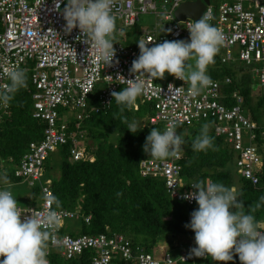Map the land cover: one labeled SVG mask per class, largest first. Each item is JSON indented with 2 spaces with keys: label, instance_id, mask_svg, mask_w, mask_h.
I'll return each mask as SVG.
<instances>
[{
  "label": "built area",
  "instance_id": "2783aa9c",
  "mask_svg": "<svg viewBox=\"0 0 264 264\" xmlns=\"http://www.w3.org/2000/svg\"><path fill=\"white\" fill-rule=\"evenodd\" d=\"M191 0H113L112 12L116 16L119 27L116 28L114 49L116 55L111 66L97 59L90 40L84 38L79 28L71 32L65 30L66 21L63 9L67 0H0V89L9 84L6 68L18 66L28 72V80L32 86L31 116L45 123L42 137L38 141L29 142L24 154L12 169L14 178L31 188L35 182L39 184V205L19 207L22 219L26 216H41L49 204L45 199L49 191V180L39 182L48 154L59 145L70 143L68 150L71 161L83 158L81 140L83 131L79 129L82 120L98 109L107 108L112 102V91H120L127 84L120 80L139 79L145 83V92L137 99L140 104H151L152 114L145 119V124H161L162 131L169 122L177 128H187L196 123H211L212 133L221 138L231 148L236 158L235 167L241 178L256 183L254 174L261 166L260 155L251 145L255 137L254 131L260 129L264 137V117L260 123L245 116L240 108L241 96L232 92L230 99L234 104L230 107L222 102L221 86L230 81L214 80V85L205 88L200 95L192 97L189 87L172 76V81L158 83L146 74L130 72L131 64L139 54L134 47L126 46L120 40L124 32L135 27L140 15L153 17L154 27L139 31L138 42L152 47L165 40H188V25L194 21L184 19L176 21L173 11L180 3ZM58 6V7H57ZM212 9L214 19L210 21L218 27L225 39L216 57L221 64H232L234 61L250 68L251 78L259 85L264 94V0H232L218 5H207L202 14ZM199 17V18H200ZM171 31H168V30ZM234 53L235 58H232ZM118 60V63L116 61ZM169 84L181 88L179 92L168 90ZM95 92L96 100L91 104L90 97ZM97 104V105H96ZM137 103L132 107L137 108ZM7 106L0 102V120ZM63 112L59 113L58 110ZM64 117V118H63ZM59 118H63L60 123ZM177 157L159 160L153 157L138 163V174L141 177L160 179L165 192L177 202L186 205L197 204L194 199H184L186 194L194 191L187 185L181 188L180 167ZM6 185H0L3 190ZM52 207V206H51ZM61 222L54 232L59 243H49L50 250L64 259L79 255L84 250H91L93 255L90 264H110L114 259L130 262V264H167V259L177 263L205 261L211 257L189 256L190 249L196 247L194 233L178 256L158 247L157 256L136 245L128 237L117 232H106L97 235L69 236L61 233L63 221L72 219L76 212L57 209ZM84 223L89 221L85 217ZM264 231V224L259 223ZM213 261L210 264H221ZM209 264V263H202Z\"/></svg>",
  "mask_w": 264,
  "mask_h": 264
},
{
  "label": "trees",
  "instance_id": "16d2710c",
  "mask_svg": "<svg viewBox=\"0 0 264 264\" xmlns=\"http://www.w3.org/2000/svg\"><path fill=\"white\" fill-rule=\"evenodd\" d=\"M116 36L115 33V40ZM138 37L139 33L132 35L126 32L123 43L134 47L139 54ZM214 59L215 63L207 68V75L213 81L222 80L224 77L229 78L230 81L221 86L223 104L227 107L232 106L234 101L230 99V95L234 91L237 92L241 96L242 113L258 125L261 117H264V94L260 92L259 95L252 96L251 93L254 91L252 85L255 81L251 79L249 73H241L239 67L230 64H221L216 56ZM26 74L27 87L15 94V98L7 105L5 114L0 120V164L8 165L10 171L24 154L28 143L41 139L45 127L43 121L31 116L30 96L33 89L28 80V72ZM95 100L96 95L93 92L90 97L91 104H94ZM144 105H147L148 115H151V104H140L135 110L125 109L122 114L127 117L128 124L133 121L137 123L136 133L128 131V124L121 123L117 115L120 106L112 100L107 108L98 109L80 123L79 129L83 131L82 159L70 160L68 141L52 152L60 157V162L56 165L57 176L45 177L44 180H49L50 193L60 200L59 209L77 211L72 219L66 221H76L80 225L78 233L75 231L65 233L63 224L66 221H63L61 233L75 236L105 234L107 231L117 232L128 237L134 244L142 246L146 251L155 246H164L165 244L160 240L166 238L186 236L189 241L194 232L185 225L190 222V214L198 208V204L189 206L172 200L166 194L160 179L141 177L138 174L139 161L151 157L143 150L146 136L153 128L162 130L159 123L151 126L145 124V117L139 112L140 106ZM58 112L62 113L63 110L59 109ZM63 118H59L58 123ZM204 125L209 126V135L214 138V145L218 150L192 149V142ZM91 127L95 130L92 131ZM254 133L255 137L251 145L258 151L261 161L259 170L254 174L255 184L240 177L234 164L236 158L234 152L221 138L213 135L209 122L196 123L185 128L184 144L177 164L180 167L181 188L182 185L186 187L200 181L220 182L233 187L239 194L238 199L243 201L246 212L254 208L252 214L259 223L264 224V202L260 201V197L264 196V137H261L260 129ZM5 175L11 185L21 183L20 179L13 177L12 172H7L0 174L5 184ZM30 189L29 202L39 205V184L34 183ZM37 196H39L38 201L35 200ZM258 203L260 207L256 208ZM51 206L55 208L54 204ZM87 216L89 221L84 223L83 219ZM171 248V245L168 246L169 250ZM92 255L91 250H84L79 255L64 259L50 250L47 259L49 264H90ZM212 262L213 260L208 258L205 261L197 260L194 264ZM110 264H130V262L114 259ZM221 264H241V262L238 255L234 254L233 260L222 261Z\"/></svg>",
  "mask_w": 264,
  "mask_h": 264
},
{
  "label": "clouds",
  "instance_id": "9594fccd",
  "mask_svg": "<svg viewBox=\"0 0 264 264\" xmlns=\"http://www.w3.org/2000/svg\"><path fill=\"white\" fill-rule=\"evenodd\" d=\"M112 4L113 0H67L63 9L65 30L71 32L73 28H79L82 36L91 41L97 59L108 66L112 65L116 55L113 47L116 16L112 12ZM212 19L214 16L209 8L198 20L190 23L187 41L165 40L152 47L140 42L139 56L132 61L130 72L146 74L152 79H164L165 73H168L182 83H188L192 97L200 95L205 88L214 85L206 72L208 66L215 63L214 58L225 39L222 31L210 23ZM5 73L10 83L0 89V102L7 106L20 89L27 87V74L18 66L6 68ZM118 78L127 86L118 92L112 91L110 95L120 106L117 115L121 123L128 124L127 117L122 114L125 109H131L137 98L144 94L145 83L136 78ZM181 88H174L171 84L168 86V90L174 92H179ZM137 127L133 121L128 124V131L136 133ZM183 144L184 139L177 134L176 125L169 122L162 132L151 129L143 150L155 159L167 160L177 157ZM192 149L218 150L214 138L209 135L208 125L202 126L200 134L192 142ZM4 180L7 187L0 190V257H3L0 264H49V243H59L54 232L61 222L57 211L61 207L60 200L48 193L45 197L49 204L47 210L41 216H26L22 219L18 202L10 190L11 182L6 175ZM190 186L194 191L183 198L194 199L198 208L191 212L190 222L185 225L195 234L196 247L190 249L189 256H207L213 261L228 262L233 260L235 254L241 264H264V231L259 229V221L252 214L255 209L246 212L236 189L223 183L200 181ZM260 201L264 202V196L260 197ZM53 204L55 208L51 207ZM259 207L258 203L256 208ZM171 246L173 249L179 245L173 243ZM158 247L170 251L163 245L156 246V251ZM153 248L149 251H153ZM167 264H174V260L167 259Z\"/></svg>",
  "mask_w": 264,
  "mask_h": 264
},
{
  "label": "rangeland",
  "instance_id": "374dc122",
  "mask_svg": "<svg viewBox=\"0 0 264 264\" xmlns=\"http://www.w3.org/2000/svg\"><path fill=\"white\" fill-rule=\"evenodd\" d=\"M210 1V4H220L222 2H226V3H231L232 0H209ZM153 23V17L149 14H145V15H140L138 17V22H137V25L135 26V28H129L127 29L125 32H124V35H122V37H120V40L124 39L125 38V33H129V34H138L139 31L142 29V28H151V29H155V31H158L160 32L162 30V28L160 27H154L152 25ZM119 25H118V21H116V28H118ZM232 58H235L234 56V53H232ZM231 66H235V67H239L240 68V72L241 73H249L250 74V68L248 67H244L242 64L238 63L237 61H234L232 64H230ZM207 74V72H206ZM159 80L158 83H161V82H165V81H169L170 80V75L168 73H165V78L164 79H157ZM172 81V80H170ZM184 86H188L189 87V84L188 83H185L183 81L182 83ZM252 88L254 91H252V96H255V95H259V93L261 92V89L259 87V85L254 82L253 85H252ZM254 99V97H253ZM136 103L138 105H140V100L137 99L136 100ZM142 105V104H141ZM140 114H143V117H147L148 114H149V110L147 109V105H144V106H140ZM152 112V111H151ZM144 118V120H146ZM92 128V131L95 130L94 127H91ZM184 128H177L176 131H177V134H180L183 138V133H184ZM189 130V129H188ZM60 157L56 154V153H50L48 154V157L47 159L45 160L44 162V165H43V169H42V172H40V176H39V182L42 183L45 179V177H48V178H55L57 176V170H56V165L60 162ZM10 167L8 165H3V164H0V174H6L7 172H12V170L10 171ZM232 169L234 170V166L232 167ZM38 182H35V185H37ZM0 185H6L4 182H3V179L0 178ZM7 186V185H6ZM13 193V196L14 198L17 200L18 202V206L19 207H24L26 205H30V206H37L36 204H33L32 202H29L31 200V197H30V188H28L25 184L23 183H16V184H13L11 189H10ZM39 199V196H37L35 198V200L38 201ZM64 232L65 233H73L74 231L78 233V230L80 228V225L78 222L76 221H66L64 222ZM167 239V238H166ZM163 239V240H160L162 243H164V248H168V246L172 245L173 243H175L176 245H179L178 247L176 248H173L171 249L169 252L171 255H173L174 257H177L180 250L181 249H186V243H188V237L186 236H175L174 238H169V239ZM156 247V246H155ZM153 248V252H151V254H154V256H157L158 255V252H156V248ZM181 247V248H180ZM150 252V251H149ZM0 260H3V257H0Z\"/></svg>",
  "mask_w": 264,
  "mask_h": 264
},
{
  "label": "water",
  "instance_id": "95a60500",
  "mask_svg": "<svg viewBox=\"0 0 264 264\" xmlns=\"http://www.w3.org/2000/svg\"><path fill=\"white\" fill-rule=\"evenodd\" d=\"M209 3V0H191L180 3L173 11V18L176 21H183L184 19L196 21Z\"/></svg>",
  "mask_w": 264,
  "mask_h": 264
},
{
  "label": "crops",
  "instance_id": "0c3cea01",
  "mask_svg": "<svg viewBox=\"0 0 264 264\" xmlns=\"http://www.w3.org/2000/svg\"><path fill=\"white\" fill-rule=\"evenodd\" d=\"M212 5V4H211ZM214 5V4H213ZM216 5V4H215ZM154 24V20H153V23H152V25ZM135 28V27H134ZM157 80V79H156ZM157 81H159V80H157Z\"/></svg>",
  "mask_w": 264,
  "mask_h": 264
}]
</instances>
